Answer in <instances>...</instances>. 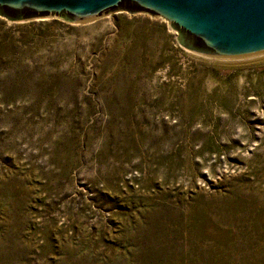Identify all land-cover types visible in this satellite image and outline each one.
Wrapping results in <instances>:
<instances>
[{
    "label": "rangeland",
    "instance_id": "obj_1",
    "mask_svg": "<svg viewBox=\"0 0 264 264\" xmlns=\"http://www.w3.org/2000/svg\"><path fill=\"white\" fill-rule=\"evenodd\" d=\"M177 36L0 16V264H264V55Z\"/></svg>",
    "mask_w": 264,
    "mask_h": 264
},
{
    "label": "water",
    "instance_id": "obj_2",
    "mask_svg": "<svg viewBox=\"0 0 264 264\" xmlns=\"http://www.w3.org/2000/svg\"><path fill=\"white\" fill-rule=\"evenodd\" d=\"M117 10L163 18L190 52L220 61L264 55V0H0L10 21L57 17L81 24Z\"/></svg>",
    "mask_w": 264,
    "mask_h": 264
}]
</instances>
